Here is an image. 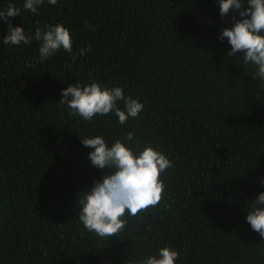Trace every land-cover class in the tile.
<instances>
[{
	"label": "trees",
	"instance_id": "16d2710c",
	"mask_svg": "<svg viewBox=\"0 0 264 264\" xmlns=\"http://www.w3.org/2000/svg\"><path fill=\"white\" fill-rule=\"evenodd\" d=\"M9 2L23 0L0 8ZM231 17L216 0H58L9 18L26 31L63 23L74 45L41 64L35 41L0 42V264H135L163 245L177 264H264V239L244 220L264 191V90L218 40ZM76 80L120 86L144 110L125 125L69 115L58 102ZM128 131L173 167L161 202L107 241L78 220L80 192L106 171L79 136Z\"/></svg>",
	"mask_w": 264,
	"mask_h": 264
},
{
	"label": "clouds",
	"instance_id": "9594fccd",
	"mask_svg": "<svg viewBox=\"0 0 264 264\" xmlns=\"http://www.w3.org/2000/svg\"><path fill=\"white\" fill-rule=\"evenodd\" d=\"M58 0H23L22 7L9 2L0 8V24H6V34L0 35L4 46H31L38 44L35 63H44L63 50L73 54L74 39L63 23L45 24L25 30L24 26H13L11 17H20L21 12L39 15L44 4L55 6ZM221 17L232 14L228 27L220 29L218 40L227 42V57L239 54L238 66L244 75L257 81L264 90V0H216ZM87 48L81 47L80 54ZM58 102L69 115L83 121H92L98 116L113 115L119 124L138 118L144 103L126 95L124 89L108 87L97 81L75 85L61 90ZM123 105L121 108L120 105ZM135 133L128 131L123 138L106 139L103 134L80 137L81 144L91 149L88 159L93 167L106 169L90 190L80 192L78 220L87 232L107 241L123 232L128 217H135L149 207L157 206L165 194L167 185L164 176L173 167L170 158L150 143L142 148L133 147ZM135 142L139 143L138 138ZM264 187V177L258 179ZM244 217L251 230L264 239V191L244 205ZM179 253L170 245H163L155 252L140 257L135 264H177Z\"/></svg>",
	"mask_w": 264,
	"mask_h": 264
}]
</instances>
